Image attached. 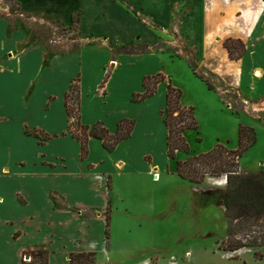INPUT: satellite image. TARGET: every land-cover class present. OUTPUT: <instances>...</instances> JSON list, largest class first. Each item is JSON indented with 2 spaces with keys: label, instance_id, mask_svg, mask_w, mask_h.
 <instances>
[{
  "label": "crops",
  "instance_id": "0c3cea01",
  "mask_svg": "<svg viewBox=\"0 0 264 264\" xmlns=\"http://www.w3.org/2000/svg\"><path fill=\"white\" fill-rule=\"evenodd\" d=\"M17 1L68 24L77 14L87 43L47 58L40 42L21 46L22 31L0 17V264H22L38 249L48 251V264H70L71 253L89 251L100 264L106 220L83 211H102L109 196L115 209L116 180L123 175L155 182V169L159 179L169 168L176 173L160 116L166 82L143 101H132V94L144 91L146 75L162 72L172 82L169 63L192 72L189 50L198 69L228 81L249 96V107L264 110V0ZM228 38L244 42L241 58L229 57ZM123 46L150 50L116 51ZM76 76L84 124L102 121L114 132L120 119L134 120L131 135L112 151L91 137L84 160L80 143L66 133L64 95ZM35 131L49 138L40 141Z\"/></svg>",
  "mask_w": 264,
  "mask_h": 264
},
{
  "label": "rangeland",
  "instance_id": "374dc122",
  "mask_svg": "<svg viewBox=\"0 0 264 264\" xmlns=\"http://www.w3.org/2000/svg\"><path fill=\"white\" fill-rule=\"evenodd\" d=\"M0 17L22 31L21 46L40 42L47 49V58L54 52H71L87 43L73 21L77 14L68 24L58 16L30 12L17 0H0ZM184 52L189 63L193 57L189 50ZM175 54L179 53L172 52V56ZM168 65L172 84L182 90V104L194 107L198 121L197 131L185 132L189 154L209 151L217 143L236 149L239 125H246L255 130L256 141L242 154L238 170L256 172L264 178V110L249 107V96L226 80L197 69L213 86L208 89L188 65ZM187 156L177 153L176 157ZM173 162L171 168L176 166V159ZM156 170L152 171L158 178L155 182L132 173L118 178L120 197H116L115 209L109 196V204L102 211H83L104 222L106 215L111 219L110 237L103 236L101 241L106 258L100 264H264V247L232 252L218 247V242L227 236V215L222 204L225 176L206 175L203 182L196 184L171 174L170 168L159 179ZM255 251H260L262 257L254 256ZM29 255L23 260L29 262Z\"/></svg>",
  "mask_w": 264,
  "mask_h": 264
},
{
  "label": "trees",
  "instance_id": "16d2710c",
  "mask_svg": "<svg viewBox=\"0 0 264 264\" xmlns=\"http://www.w3.org/2000/svg\"><path fill=\"white\" fill-rule=\"evenodd\" d=\"M13 3L14 0H4ZM135 12V11H134ZM73 19V15L71 17ZM80 18L73 20L78 24ZM234 43H239L234 46ZM228 55L232 59H239L245 52L244 43L239 39L228 38L224 42ZM147 46H123L116 51L119 53L138 54L148 52ZM62 52V51H61ZM192 72L201 78L209 89L211 83L197 71V65L190 60ZM106 78H104L103 83ZM166 80L164 73L159 72L143 77V92H134L131 100L140 102L154 95L157 85ZM80 77L71 80L69 89L64 95L66 112L69 119L68 131L80 143V159L84 160L89 153V140L98 138L109 151L115 149L117 144L131 135L134 120L122 118L117 123L116 130L110 132L102 121L84 124L80 116ZM102 83V85H103ZM182 90L175 87L171 80L166 83L165 105L160 110V116L166 126V152L170 159H176V174L183 180L191 183H201L206 175L225 176V190L222 204L227 215V236L218 242V247L224 251H237L242 248L264 247V178L256 172H242L238 170L242 154L256 141V132L252 127L239 125L238 144L236 149H228L217 143L206 152L190 153V146L186 140L185 132L198 129L194 107L181 102ZM28 133V131H25ZM29 134V133H28ZM34 135L44 141L49 135L35 131ZM188 154L185 159H178L177 153ZM110 217L106 215L105 237H109L108 227ZM95 252H73L70 254V264H94ZM254 256L261 258L260 251ZM22 264H48V251L38 249L33 251V258L23 261Z\"/></svg>",
  "mask_w": 264,
  "mask_h": 264
},
{
  "label": "built area",
  "instance_id": "2783aa9c",
  "mask_svg": "<svg viewBox=\"0 0 264 264\" xmlns=\"http://www.w3.org/2000/svg\"><path fill=\"white\" fill-rule=\"evenodd\" d=\"M157 176H158V174H157ZM157 176H156V177H157Z\"/></svg>",
  "mask_w": 264,
  "mask_h": 264
}]
</instances>
